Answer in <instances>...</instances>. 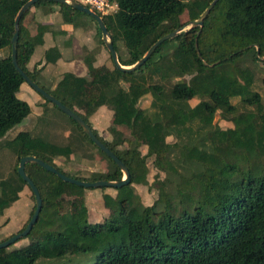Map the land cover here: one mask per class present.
<instances>
[{
	"label": "trees",
	"instance_id": "1",
	"mask_svg": "<svg viewBox=\"0 0 264 264\" xmlns=\"http://www.w3.org/2000/svg\"><path fill=\"white\" fill-rule=\"evenodd\" d=\"M110 1L117 5L114 12H97L124 65L139 61L164 35L178 34L159 44L132 71L119 69L110 52L113 66L96 65V55L86 56L98 87V96L92 99L72 72L64 73L56 87L50 88L39 81V71L29 68L37 46L44 44V35L50 30L36 19L33 8L52 12L57 6L63 21L76 26L82 17H89L105 43L93 16L71 3L40 0L21 17L18 63L91 126V117L104 106L131 121L130 137L123 141L113 120L110 132L114 140L103 138L92 126L127 165L130 182L121 187L85 188L64 181L40 164L27 163L26 172L42 196V210L31 232L15 242L29 239L28 243L0 248V264H264V96L254 89L256 69L264 66V0H217L203 26L189 29L185 27L213 0ZM26 2L0 0V50H5L0 57V138L32 113L30 103L18 95L25 79L12 57L16 17ZM119 42H123L126 56L120 53ZM57 48L45 52L47 63L52 62L50 55L55 56ZM147 94L152 98L150 109L140 106ZM194 98L199 99L195 105L191 103ZM235 98L240 104L233 102ZM50 103L45 99V114ZM76 104L89 109L81 113ZM136 108L137 113L130 116ZM58 110L82 136L59 144L46 134L23 130L7 140L5 144L11 145L18 161L13 173L0 180V217L23 198L24 189H31L18 172L26 155L39 157L80 180L123 178L119 165L73 118ZM218 112L234 126L217 125ZM84 140L105 158L102 171L90 176L71 173L57 160H69L77 149H83ZM143 145L146 153L140 149ZM85 153L91 156L89 150ZM150 160L157 170L154 185L158 197L145 204L136 187L152 188ZM90 189L100 193L98 211L107 210L102 219L90 216L86 196ZM66 193L77 198L73 209H62L61 198ZM30 194L33 207L29 195L24 196L26 205L19 211H24V224L2 241L23 231L32 218L36 198L32 189Z\"/></svg>",
	"mask_w": 264,
	"mask_h": 264
},
{
	"label": "rangeland",
	"instance_id": "2",
	"mask_svg": "<svg viewBox=\"0 0 264 264\" xmlns=\"http://www.w3.org/2000/svg\"><path fill=\"white\" fill-rule=\"evenodd\" d=\"M83 3H85L83 1ZM86 4V3H85ZM109 4H111L110 7H108L109 13L114 12L117 9V5L114 4V2H111L109 0ZM59 10L58 7H54V11ZM186 16L184 19H187ZM83 28L86 32V36H84L85 40V46H82V51L84 55L92 54L97 55L96 57L97 61L101 60L102 63L106 64V61L109 62V65L113 66L112 59L110 58L109 50L106 46V39L103 38L105 43H101L99 33L96 29V23L92 21L89 17L83 18ZM191 25H187L185 28L190 27ZM56 27V26H55ZM58 38V35L57 37ZM109 40V38H107ZM61 41V40H60ZM119 48L120 53L123 56H126L127 50L125 46L123 45V42H119ZM5 50H0V57L4 55ZM6 54V53H5ZM60 54L56 52L55 57ZM105 56L107 59L101 57ZM86 64V63H85ZM87 71L86 74L83 76L76 75L80 82L83 83L84 87L87 88V92L83 95L94 99L98 96L97 92V84L95 80H93L92 77L93 74L88 70V65L86 64ZM63 73H58L57 70H54V72H50V77L55 78L54 82H51L48 85V87L52 88L55 83H57L60 78L62 77ZM256 83L254 89L256 91H259L264 96V66L258 67L256 69ZM61 76V77H60ZM75 76V77H76ZM185 79L189 80V76L184 77ZM183 79L177 78L176 80ZM28 83V82H27ZM124 86L127 87V83H123ZM23 87V86H22ZM25 87L27 89H30L31 93H27L25 91ZM24 89V90H23ZM91 93V95H90ZM18 95L22 98L27 100L31 107H33L32 113L26 118L21 124L16 125L11 130H9L4 138H0V180L2 178H5L13 173L14 167L17 165V155L15 154L13 148L10 144H5L7 140L13 139L20 131L28 130L32 132L33 134L42 133L46 134L51 141H54L59 144H69L73 139L74 136H82L81 132L74 126V124L69 120L66 115L61 113L58 109L54 108V104L50 103L51 109H53V112H50V110L45 114L44 109V102L45 97L40 94L38 91H36L29 83L25 84L24 88L20 89V92ZM26 95V97L24 96ZM28 95V97H27ZM45 99H44V98ZM47 100V99H46ZM151 95L147 94L140 100V106L142 108L150 109V103H151ZM199 101L198 98L192 99L191 103L195 105ZM234 103L240 104V99L235 98L233 100ZM138 104V103H137ZM136 104V106H137ZM78 108V111L81 113H85L86 109H89L86 105H75ZM137 109L130 113V116L135 113H137ZM42 112V113H41ZM66 114V113H65ZM91 124L94 126L99 134L103 136V138L107 140H114L116 137H113L110 132V122L112 123L113 120V127L115 130L118 131L119 137L121 141H123L125 138L130 137V124L131 121L128 120V118L122 117L119 115L118 112L111 109L108 106L100 107L97 112L91 117ZM133 121V120H132ZM215 123L217 125H220L221 127L227 128L234 126L232 121H229L221 115L220 112L217 113L215 117ZM69 133V137L66 138L65 134ZM169 140L174 141L175 139L173 137H170ZM87 147V148H86ZM121 147H124L123 144H121ZM143 153L147 152V146L143 145L140 147ZM85 150H89L91 152V156H88L89 153H85ZM58 163L65 167L69 172L76 173L81 176H90L91 172L93 171H102L99 167H101L104 164L105 158L102 154L98 152V150L91 144H89L86 140L83 142V149H77L73 159L70 158L69 160H65L64 158H58ZM150 162L151 171L149 173V180L150 183H152V188L150 185H137V191L139 192L143 202L145 204L153 203L157 197H158V190L154 185V181L156 178L157 170L154 167V164ZM124 176V175H123ZM68 189V186H67ZM66 189V191H67ZM114 192V190H108ZM31 189L29 188V197L31 200V206L33 207L35 201L31 197ZM87 197H88V207L92 211V217L93 219H102L105 215H107V210L98 211L96 210L98 203H100V193L93 191V190H87ZM95 193V194H94ZM89 195V196H88ZM76 197L73 198L68 193L64 194L61 198V204L62 209L69 210L73 209L74 202ZM26 199L23 197L19 202H16L10 209L9 213H7L4 217H0V242L2 241V238L4 236H8L12 234L13 232H16L23 224H24V211L23 213L19 212L22 210V205H25ZM29 242V239H22L18 241L17 243H14L8 249H12L15 247L22 246Z\"/></svg>",
	"mask_w": 264,
	"mask_h": 264
},
{
	"label": "water",
	"instance_id": "3",
	"mask_svg": "<svg viewBox=\"0 0 264 264\" xmlns=\"http://www.w3.org/2000/svg\"><path fill=\"white\" fill-rule=\"evenodd\" d=\"M38 1H40V0H29V1H27L23 5V7L21 8V10L19 11V13L16 17L15 34H14L13 39H12L13 63L15 65V67L18 69V71L21 73V75L24 77L26 82H28L36 91H38L40 94H42L47 100L55 103L62 111H64L67 115H69L71 118H73L83 128V130L93 140V142L104 153H106L112 160H114L119 165V167L121 168V170L124 173V176L121 180H115V181H112V180H97V181L80 180V179H77V178H74V177H71V176L64 174L63 172L58 170L56 167L45 162L44 160H42L39 157H36L33 155L23 156L20 160V163H19L18 172L28 182L29 186L31 187V189L35 195L36 209H35V212H34L32 218L30 219L29 223L27 224L26 228L23 231L11 236L7 240L0 242V248H6V247L10 246L11 244L15 243L20 238L27 236L31 232L36 221L38 220L40 212L42 210V205H43L42 196L40 194L38 187L36 186L34 181L31 179V177L26 172V164L27 163L34 162V163L40 164L43 167H45L46 169H48L49 171L56 173L64 181L69 182V183H73V184H76V185H79V186H82L85 188L103 187V186L121 187L122 185L129 183L130 179H131L130 178L131 173H130V170L127 167V165L115 154L114 151H112L107 145H105L103 143V141L94 133L92 126L88 122H86V120L79 113H77L76 111H74L73 109H71L70 107L65 105L63 102H61L59 99H57L54 95H52L47 90H45L43 87H41L38 83H36L20 67V65L18 63V42H19V36H20V20H21L23 13L25 11H27L31 6L35 5V3ZM51 1H55L58 3H71L74 8L93 16L97 20L98 25L100 26V28L102 30L103 38L106 39V46H107L109 52L111 53V55L113 57L115 65L119 69H122L123 71H132V70H135V69L141 67L148 60V58L151 56V54L153 53V51L156 49V47L159 44H161L166 39L174 37L178 34L177 31H174L172 33L164 35L163 37L158 39V41H156L151 46V48L147 51V53L139 61H137L133 65H124L119 60L118 52L116 51L114 44L111 40V34H110V32H109V30H108V28H107V26L103 20V17L99 13H97L96 11L91 9L89 6L79 2L78 0H51ZM216 2H217V0H213L211 2V4L207 7V9L202 13V15L199 18L193 20L191 22V26L188 28H185V29H189V28H191L193 26H197V25L203 26L204 19L207 17V15L209 14L210 10L212 9V7L215 5ZM107 38H109V40H107Z\"/></svg>",
	"mask_w": 264,
	"mask_h": 264
},
{
	"label": "crops",
	"instance_id": "4",
	"mask_svg": "<svg viewBox=\"0 0 264 264\" xmlns=\"http://www.w3.org/2000/svg\"><path fill=\"white\" fill-rule=\"evenodd\" d=\"M33 12H35L36 19L39 20V22H41L42 24H47L50 27V30L46 32L44 35V40H45L44 44L37 46L31 58V61L28 65L31 70L35 69L39 71L38 74L39 81L48 87L47 84L54 82L55 80V78L50 77V72L51 71L54 72V70H57L58 73H63V74L66 72H72L74 76L85 75L86 74L85 72L87 71L85 58L86 56H91L92 54L84 55L82 51V46L83 47L85 46V40L83 37L86 36V32L84 31V29H82L83 28L82 20L84 17L80 19L79 23L76 26L71 23H65L63 21L62 14L60 13L59 10L52 12H45L43 8H38V9L33 8ZM57 35L58 38H56ZM55 45L58 46V48L55 50V54L56 52L60 54H58L56 57L50 55L52 62L47 63L45 60V52L49 48L54 47ZM96 57L98 56L96 55ZM101 57L107 59L105 56H101ZM100 64H104V63H102L101 60L96 61V65H100ZM106 64L109 66L107 61ZM62 77L60 78V80L62 79ZM57 83H55V85L52 88H55ZM25 84L28 83L25 81L22 84L23 87L21 86V88H24ZM25 88H26L25 91L30 94L31 93L30 89H27V87ZM24 96L26 97V95ZM32 111H33V107H32ZM50 112H53V110H50ZM65 137L68 138L69 133H66ZM73 157L74 154L71 156V158L73 159ZM99 168L102 169V167ZM28 194H29V189L26 188L24 189V191H22L23 197L26 196L27 198ZM87 203H88V197H87ZM99 209H100L99 205H97L96 210ZM89 212L91 216L92 214L91 209ZM7 213H9V211L6 212V214Z\"/></svg>",
	"mask_w": 264,
	"mask_h": 264
},
{
	"label": "built area",
	"instance_id": "5",
	"mask_svg": "<svg viewBox=\"0 0 264 264\" xmlns=\"http://www.w3.org/2000/svg\"><path fill=\"white\" fill-rule=\"evenodd\" d=\"M82 1L90 4L93 9L105 14L109 12L108 7L111 6V4H109V0H82Z\"/></svg>",
	"mask_w": 264,
	"mask_h": 264
},
{
	"label": "clouds",
	"instance_id": "6",
	"mask_svg": "<svg viewBox=\"0 0 264 264\" xmlns=\"http://www.w3.org/2000/svg\"><path fill=\"white\" fill-rule=\"evenodd\" d=\"M27 1H29V0H27ZM78 1L81 2V3H83L82 0H78ZM83 4H85V3H83ZM114 4H115V3H114ZM85 5L88 6V5H90V4L86 3ZM31 7H32V6H31ZM89 7H90L91 9H93L91 5H90ZM93 10L97 12V10H95V9H93ZM97 13H98V12H97ZM101 13H102V12H101ZM108 13H109V12H108ZM108 13H106V14H108ZM102 14H105V13H102Z\"/></svg>",
	"mask_w": 264,
	"mask_h": 264
}]
</instances>
